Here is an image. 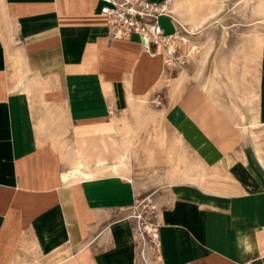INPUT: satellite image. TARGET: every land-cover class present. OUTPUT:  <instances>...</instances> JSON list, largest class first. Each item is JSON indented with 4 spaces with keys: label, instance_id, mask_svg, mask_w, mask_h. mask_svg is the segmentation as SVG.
<instances>
[{
    "label": "crops",
    "instance_id": "crops-1",
    "mask_svg": "<svg viewBox=\"0 0 264 264\" xmlns=\"http://www.w3.org/2000/svg\"><path fill=\"white\" fill-rule=\"evenodd\" d=\"M168 1L158 24L177 33ZM100 6L0 0V264L31 252L40 264H264V42L247 124L197 89L158 108L167 136L145 159L164 185L147 194L161 245L144 263L124 218L140 187L119 173L118 117L172 72L136 35L110 39Z\"/></svg>",
    "mask_w": 264,
    "mask_h": 264
},
{
    "label": "rangeland",
    "instance_id": "rangeland-1",
    "mask_svg": "<svg viewBox=\"0 0 264 264\" xmlns=\"http://www.w3.org/2000/svg\"><path fill=\"white\" fill-rule=\"evenodd\" d=\"M258 1L178 0L176 5L174 1L171 9L179 23L178 35L185 37L180 47L184 51L193 44L196 50L185 66L164 73L160 81L163 86L154 91V96L134 99L132 109L118 117L117 145L120 151L128 153L129 164L128 169L119 173L139 185L138 197L164 186L159 184L156 170L146 166L151 161L145 159L148 153L163 146L167 136L158 108L197 89L231 114L236 124L244 125L252 119L258 93L259 51L264 42V11L257 9ZM158 93H166V97L162 105L155 107L153 100ZM130 119L135 128H129ZM53 123L60 126L50 129L51 133L59 129L65 142L62 122ZM29 256L23 257V264H40L32 252Z\"/></svg>",
    "mask_w": 264,
    "mask_h": 264
},
{
    "label": "built area",
    "instance_id": "built-area-1",
    "mask_svg": "<svg viewBox=\"0 0 264 264\" xmlns=\"http://www.w3.org/2000/svg\"><path fill=\"white\" fill-rule=\"evenodd\" d=\"M99 12L105 16L107 35L110 39H127L136 35L144 51L150 55H161L165 71L171 72L188 63L196 45L181 49L178 32L166 34L158 24L160 15L170 14L168 0H98ZM159 95H157L156 99ZM153 100L159 103L157 100ZM124 216L129 221L138 258L146 263L149 256L156 257L160 249L159 209L157 203L147 195L134 199Z\"/></svg>",
    "mask_w": 264,
    "mask_h": 264
},
{
    "label": "bare ground",
    "instance_id": "bare-ground-1",
    "mask_svg": "<svg viewBox=\"0 0 264 264\" xmlns=\"http://www.w3.org/2000/svg\"><path fill=\"white\" fill-rule=\"evenodd\" d=\"M177 1L178 0H176V2H175V5L177 4ZM257 9H261V10H263L264 11V2L263 1H258V4H257ZM260 11V10H259ZM194 19V18H193ZM183 38L184 37H182V36H180V41H179V44L183 41L184 42V40H183ZM185 43V42H184ZM141 102H145V101H141ZM147 102V101H146ZM133 105V104H132ZM134 113V112H133ZM131 125V124H130ZM131 142V141H130ZM132 143V142H131ZM133 147V146H132ZM127 160V161H126ZM119 168H126V169H128V153L126 152V155L124 156V160L123 161H121L120 162V165H119ZM75 172H73L72 174H71V176H75ZM66 178H68V176L66 177Z\"/></svg>",
    "mask_w": 264,
    "mask_h": 264
}]
</instances>
